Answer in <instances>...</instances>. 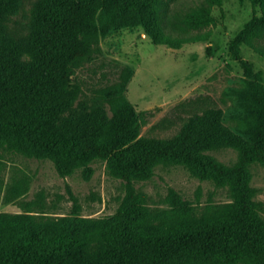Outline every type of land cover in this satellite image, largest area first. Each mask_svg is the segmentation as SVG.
Wrapping results in <instances>:
<instances>
[{"label": "trees", "instance_id": "obj_1", "mask_svg": "<svg viewBox=\"0 0 264 264\" xmlns=\"http://www.w3.org/2000/svg\"><path fill=\"white\" fill-rule=\"evenodd\" d=\"M227 0H202L182 21L197 29L215 21L214 8ZM262 7L230 42L241 55L246 44L264 57ZM20 0H0V145L50 158L63 172L76 165L92 171L96 159L126 180L116 215L96 228L54 229L27 214H0V264H264V215L256 199L251 165L264 164V81L252 89L258 128L253 136L221 128L217 117L197 116L171 138L140 136V113L125 94L134 70L103 90L89 107L74 105L75 70L94 57L102 34L141 27L157 44L175 48L206 41L210 33H174L166 24V0H39L32 16L30 51L7 31ZM236 145L239 158L225 164L206 151ZM159 164H184L193 175L228 186L231 201L198 213L174 195L170 213H159L134 182ZM54 225V224H53Z\"/></svg>", "mask_w": 264, "mask_h": 264}, {"label": "rangeland", "instance_id": "obj_2", "mask_svg": "<svg viewBox=\"0 0 264 264\" xmlns=\"http://www.w3.org/2000/svg\"><path fill=\"white\" fill-rule=\"evenodd\" d=\"M39 0H20L7 23L8 33L22 42L25 54L34 33L32 16ZM202 0H166V24L174 33H210L206 41L175 48L152 41L141 27L102 34L94 57L81 60L74 78L78 107L101 100L103 90L121 83L127 67L134 73L125 94L139 111L140 136L171 138L197 116L217 117L221 128L253 136L258 128L252 94L259 73L264 81V57L250 46H241L242 59L230 51V42L262 7L251 1L227 0L214 8V22L197 29L186 28V11ZM264 43V38L262 39ZM208 154L225 164L239 158L236 145L209 149ZM92 171L76 165L61 172L50 158L30 155L8 143L0 145V214H27L54 229L96 228L111 220L126 195V180L112 174L105 159L91 163ZM251 185L264 215V164L253 163ZM146 194L148 205L170 213L175 194L192 202L198 213L210 205L231 201L228 186L192 174L184 164H159L152 176L134 182ZM54 224V225H53Z\"/></svg>", "mask_w": 264, "mask_h": 264}]
</instances>
